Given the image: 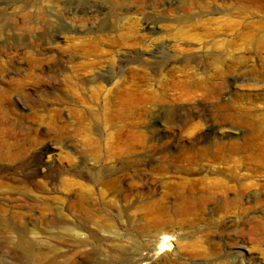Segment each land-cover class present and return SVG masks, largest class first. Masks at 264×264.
<instances>
[{"label": "rangeland", "instance_id": "obj_1", "mask_svg": "<svg viewBox=\"0 0 264 264\" xmlns=\"http://www.w3.org/2000/svg\"><path fill=\"white\" fill-rule=\"evenodd\" d=\"M24 1L30 0H0V66L24 69L29 53L48 59L55 48L69 53L75 47L77 54L63 65L87 62L103 72L114 71L113 79L101 85L106 90L113 82L134 85L125 100L136 108L129 112L108 108L105 102L118 99L105 92L98 100L86 92L65 94L52 85V73L51 81L45 79L46 87L26 85L5 96L0 104V264H143L137 260L140 254L148 256L150 264H264V191L238 188L254 182L251 164L264 158V78L250 76L248 63L226 76L229 100L223 101L222 94L198 96L189 110L147 108L172 82L186 85L190 78L201 82L200 87L216 84L205 52L198 51L196 60L186 59L184 51L196 52L206 41L209 19L233 16V3L217 1V10L210 11L209 0H157L155 8L147 4L152 0H125L130 15L120 22L124 16L117 14L123 7L109 0H33L26 7ZM138 5L153 22L149 32L137 22ZM37 9L52 21L51 34L42 35L29 22L27 16L34 17ZM130 26L135 35L122 37ZM154 51L173 62L172 68H166L167 61L151 58ZM20 52L24 55L16 57ZM105 61L113 62L114 70L105 68ZM48 63L56 72L55 62ZM65 70L66 76L74 74ZM15 78L8 74L0 86ZM207 103L209 109L204 107ZM227 108L233 115L228 122L222 118ZM244 114L249 121L245 129L239 125ZM213 136L215 142L210 141ZM46 145L54 147L51 162L41 155ZM195 160L197 165L190 168ZM105 179L115 182L111 192ZM218 180L224 188L206 208L176 197L204 196L207 182ZM64 181L79 183L77 193L90 199L83 211L77 209V196L66 193ZM68 200L74 202V214L67 219L75 223L91 219L85 232L91 236L88 244L77 250L61 226ZM24 246L32 256L24 253Z\"/></svg>", "mask_w": 264, "mask_h": 264}, {"label": "bare ground", "instance_id": "obj_2", "mask_svg": "<svg viewBox=\"0 0 264 264\" xmlns=\"http://www.w3.org/2000/svg\"><path fill=\"white\" fill-rule=\"evenodd\" d=\"M43 1H45V0H43ZM217 1H221L223 3H230V2H232L233 3V9H234L233 16L221 18L220 20H216V19H213V18L209 19L208 20V23H209V25L211 27L209 28L208 34H206V41L199 47V49L196 52L195 51H191V50L184 51V53L186 54V56H188L186 59L196 58V60L198 58H200V56H197L196 55V53L198 51H204L205 52V53H203L204 54L203 57L205 59H207V61L209 62V65L211 67H213V78L215 79V83L216 84L214 85V84L210 83L211 85L209 84L210 85L209 86L208 83H207L206 86L204 85V87H200L199 86L200 83H201L200 81H199L200 83L198 84V83H196L194 80H192L190 78H188L187 83H185L186 80H185V82L183 81L186 85H179V84H176V83L172 82L166 88H164L162 90V92H161L162 94H159L157 96V98L155 99L156 102H154L155 100L153 99L154 101L152 103H154V104L151 103V100L149 101L151 104L148 103L147 108L152 109V108H157V107H159V108L166 107V108H169L170 110H173V109L174 110H176V109L189 110L196 103L195 99H197L198 96H207V97L213 98L212 96L221 95L222 94L221 95V98L223 99V101H226L227 99L229 100V96H228L229 93L225 91V88L226 87L224 88V80L226 79V76L230 72H232V71H238V70H240L242 68V65L244 66L245 64H248V63L251 66L250 67L251 69L248 70V73H249L250 76L255 77V78H260V79L261 78H264V0H209V2L207 4V8L210 11L217 10V6L215 5ZM109 2H111L112 4H119V5H121L123 7L122 9H119V11H121L122 13L117 14L120 17L121 16H124V17L120 18L121 19L120 22L122 21V19H126L127 18V15H130V14H128L129 5H126L125 4V0H109ZM142 2L143 1H141L140 3H142ZM156 2H157V0H152L151 3H147V4H150V5H152L153 8H155ZM32 3H34L33 0L32 1L31 0L30 1H26V2L24 1V4H25L24 7L30 6ZM101 4H104V3L102 2ZM142 9L143 8H142L141 5H138L135 8V11H137L136 14L138 13V15H139V18L137 19L138 20L137 22L143 28V30L149 32L153 28V22L150 21L144 15L141 14ZM111 12L112 11L109 9L108 13H111ZM24 18H26V17L24 16ZM27 18H29V22L31 24H34L35 29H37L42 35H45V34L46 35H49V34H51L53 24H52V21L48 18V16L46 15V13L44 11L40 12V10L37 9L35 11L34 17L29 14L27 16ZM216 25H218V27H216ZM13 26H15V28H17V25L16 24L13 25ZM134 31L132 29V26H130L127 29V32H125V34L122 37L127 38V39L128 38H131V37H133L135 35L134 34ZM219 31H222V33H221V35L223 36L222 39L221 38L220 39L218 38ZM136 44L138 45V47L141 45L140 42H136ZM126 45H129L130 46V44H126ZM77 51L78 50L75 47H70V52L69 53H67L66 51H64L62 49L55 48L54 51H53V54L50 51V54L51 55L48 57V59H47V57H42V56L40 57L39 56L40 54L39 55H37L38 53L35 54L36 52L35 53H31V54L29 53V55L26 56V61H25L26 62V65L24 66L25 67L24 69L21 68L20 66H12V67H10L8 65L9 66L8 67L7 65H4V66L1 65L0 66V80L1 81L2 80H5L4 78H7L8 74H10V73L16 74L17 75V78H15V80L11 81L10 84H8V85H6L4 87L3 86H0V104L2 103L3 99L5 98V96L8 93H10L12 91L21 92L26 85L27 86H29V85L30 86L41 85L42 88L43 87H46L45 83L47 81L45 79H47V78L50 77V76H48L49 75L48 73H52V76L50 77L51 80H52V82H53L52 85L53 86H56L57 90L59 88H60V90L62 89L63 90L62 92L65 93V94H72L73 95V94H76L77 91H79L81 94H84V92H86V93H89L90 94V97L92 99L98 100L101 97L102 93L105 92V96L106 97L109 98V96H110L112 99H114V98H117L118 99V101L116 103H113V104H108V102L107 103L105 102V104H106V106L108 108H114L116 110L126 111V112L128 110H131L133 108H136V106L133 105L131 101H128V99L125 100L131 94V87L134 86L131 83H130L131 86H125V82H121L120 81V83L118 82L119 84L116 83V82L115 83L113 82L111 88L110 89H107V90H106V88H104L103 85H101L102 82L103 83L104 82H107V81L110 82L111 79H113L112 78V73L114 74V71H112V72H110V71H104L103 72L95 64H93V63H87V62L86 63L79 64V65H71V66L63 65V64H65V62L66 63H69L70 62L69 59L72 56H75L77 54ZM87 52H90V51H87ZM242 52H245V55H241ZM157 54L159 55V57L157 56ZM20 55L23 56L24 55L23 52L17 53V56L16 55L15 56L18 57ZM150 55H151L150 56L151 58H159V59H161V61H167L166 62V64H167L166 68L167 69H171L172 68V66H173L172 63L173 62H171V61L168 62L169 60H166L167 57L162 56L160 53H158V51H154ZM195 56H197V57H195ZM134 58H139L140 59V55L138 53H135L134 54ZM122 60H123V55H121L120 59L118 60V65L122 62ZM48 62H51V63H54L55 62L54 65L56 66L55 67L56 68V72H55L54 69L53 70L51 69V67H50L51 65H49ZM159 63H160V61H157L156 62L157 65ZM249 64L247 66H249ZM104 65H105V68H109L110 70H112L113 68H115V66H113L114 63L113 62H110V61H105V63L103 64V66ZM118 68H119L118 71L121 72L122 71L121 70L122 66L120 65V66H118ZM65 69H69V71L71 70V73H74V74L75 73H82V74H81V76L79 75V77L76 76V75L74 76V74L71 75V76H66L65 74L62 73ZM157 69L158 68H156V70ZM20 70L21 71H24V73H22V72L20 73ZM141 70H139V71H141ZM65 71H67V70H65ZM59 75H61L60 77H63V78L62 79H59L58 78ZM9 78H10V76H9ZM50 78H49V80H50ZM183 80H184V78H183ZM61 81L63 82V84H61ZM90 83H93V86L90 87V88H87V85L90 84ZM201 86H202V84H201ZM140 95H141V93H140ZM79 96H81V95H79ZM147 96H148V94H147ZM150 96H151V94H150ZM199 98H201V97H199ZM218 101H219V99H218ZM192 102H193V104H192ZM213 103H215V102H213ZM105 104H104V106H105ZM205 105L206 106H204V107L209 109L210 105L208 103L205 104ZM95 107L96 108H100L98 106H95ZM204 107H203V109H204ZM211 110L212 111L213 110L219 111V107H213ZM247 111H249V110H247ZM223 112L224 113H222V118L226 122H228L229 120L231 121V119L233 118V115H232L231 111H229V109L227 108ZM245 114L242 116V119L240 120V124H239V125H241L240 127H243V129H245V128H247L249 126V121L247 120V117H246L247 114L246 115ZM219 116H221V115H219ZM249 116H251V115H249ZM176 122H178V121H176ZM56 126H57V124H56ZM215 139H216V137L214 138V136L213 137H210V141L215 142ZM1 142H0V152H1V149H3V144ZM244 143L247 144V142H244ZM217 146H218V144H217ZM205 147H207V146H205ZM246 147H247V145H246ZM249 147L247 149H251ZM254 148L255 147H253V150H254ZM235 149H237V148H235ZM235 149H234V151H236ZM52 150H54V147L53 146L46 145L45 148H44V153L43 154L41 153V155H43L44 157L46 155V160H48L49 162H51V161L54 160L53 157H52L53 154L52 155H49L50 152H53ZM93 152H96V151H93ZM254 152H256V151H254ZM0 158H1V153H0ZM254 158H256V157H254ZM165 159H167L166 156H165ZM171 159H173V156H171ZM229 159H231V158H229ZM94 160H95V158H94ZM205 160H206V158H205ZM230 161H232V160H230ZM249 161H250V159H249ZM189 162H190V160H189ZM208 162L210 163V160ZM226 162H227V160H226ZM250 162H252V161H250ZM169 163H167V164H169ZM232 163H231V166H232ZM218 164H219V162H218ZM170 165H172V164H170ZM196 165H197L196 164V160H195V162H191V163L188 164V166L190 168H192V167H194ZM251 167H252V169H251V178L254 179V182L253 183L251 182L249 184H246V183L243 184L242 183V185L239 186L238 188H239L240 191H242L244 189L253 188L256 192H263L264 191V158L261 157V156L258 157V158H256L255 161L252 162ZM234 168H235V165H234ZM229 169H231V167ZM244 169H245V167H244ZM232 172H231V175L230 176L232 178L236 177L237 174L234 175ZM65 173L66 172H63V174H65ZM222 173H225V172H222ZM60 174L58 175L59 177L62 176ZM79 176H82L83 177V176H85V174H82L81 173V175H79ZM26 178H28V177H26ZM25 180H27V179H25ZM103 183L107 186V189H108V187H110V192H111V190H112L111 187H113V185L115 183L114 180L112 181V180L105 179V180H103ZM35 185H36V183H35ZM223 185H224V183H223ZM223 185H222V183L219 182V180L216 181V182L215 181H212V182H209V183L207 182L206 188L203 189V190L206 191L204 193L205 195L204 196H199V197L196 196L197 197L196 199L192 198L190 195L183 196V194H178V195L176 193L175 194H176V197H177L178 200L179 199H182L185 202H187L188 204H191V205H194V206L195 205H197V206H204L206 208V206L208 205L207 202L211 200V198L215 195V193L217 194V191H220V190L222 191V189L224 188ZM37 186H39V185L37 184ZM77 187H80L81 188V186L79 185V183H76V182H73V181H64L63 182V188L66 190V193L68 194V196L70 197L71 194L77 196V198L75 200L76 201L77 209L79 211L80 210L83 211L84 210L83 207H84L87 199H86V197H84L85 195L83 196V195L80 194L81 191H80L79 194L77 193L79 191V189H77ZM224 190H226V189H224ZM240 191H239V193H240ZM108 192H109V190H108ZM224 192L226 193V191H224ZM84 194H86V193H84ZM86 195H89V194H86ZM240 195H241V193H240ZM90 197H92V196H90ZM215 197L217 198L216 195H215ZM253 198H254V196H253ZM89 200H87V201H89ZM214 200H216V199H214ZM254 201H257V200L254 199ZM73 203L74 202H71L70 200H68V202H67V208H66V212H65L66 215H65V217L63 216L64 217V220L62 218L63 222H62V225L61 226L63 227L62 229L65 232V233L63 232L64 235H65V237L66 236L69 237L70 239H72L76 243V250H77L78 248H82V247H84V246H86L88 244V240H89V238L91 236H89L88 233H85V232H88V229H89L88 224H90V222H91L90 220L91 219L90 220H88V219L86 220L85 219V220L82 221V223H75V221L70 220V219H67V217H70V216L73 217V214H74V211H73V208H74ZM90 203H92V202L90 201ZM206 203H207V205H205ZM109 204L110 203H108V205ZM185 206H186V204H185ZM149 210L152 211V209H149ZM104 222H105V220H104ZM109 236L111 237V235H109ZM161 237H162V235H161ZM156 240H158V239L156 238ZM163 243H165V241L162 242V239H161L160 245H162ZM21 245H23V244H21ZM23 248H24V253L27 256H32V252L30 251L29 248H27L25 246ZM65 254H66V252L64 251V256H65ZM40 255H41L40 253H36L35 254V256H40ZM139 256L140 257H138V259H137L139 262H143V264H150L149 261H148V260H150V258L148 256L143 257L144 255L141 256V254ZM147 261H148V263H147Z\"/></svg>", "mask_w": 264, "mask_h": 264}]
</instances>
